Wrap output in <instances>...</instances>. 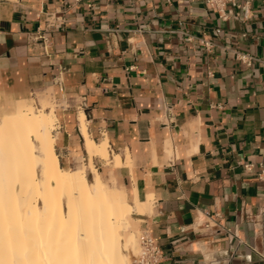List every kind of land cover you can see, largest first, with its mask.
Segmentation results:
<instances>
[{
    "label": "crops",
    "instance_id": "crops-1",
    "mask_svg": "<svg viewBox=\"0 0 264 264\" xmlns=\"http://www.w3.org/2000/svg\"><path fill=\"white\" fill-rule=\"evenodd\" d=\"M237 3L222 21L205 0H0V102L50 95L61 167L87 177L82 156L162 264H264V0Z\"/></svg>",
    "mask_w": 264,
    "mask_h": 264
},
{
    "label": "bare ground",
    "instance_id": "bare-ground-1",
    "mask_svg": "<svg viewBox=\"0 0 264 264\" xmlns=\"http://www.w3.org/2000/svg\"><path fill=\"white\" fill-rule=\"evenodd\" d=\"M42 107L36 113L16 112L0 118V225L19 219L23 200L28 202L24 223L27 220L32 228L25 230L32 232L29 238L12 229V234L0 230V264H32L31 256L36 264H130V257L139 252L130 230L134 206L107 202L98 178L89 182L83 172L61 167L53 137L57 119L54 111L45 112ZM80 124L91 158L108 160V144L92 140L84 114ZM10 170L19 176L17 181L15 175V181L7 176ZM10 184L11 193L3 195V186ZM13 210L18 211L16 219H12Z\"/></svg>",
    "mask_w": 264,
    "mask_h": 264
},
{
    "label": "rangeland",
    "instance_id": "rangeland-1",
    "mask_svg": "<svg viewBox=\"0 0 264 264\" xmlns=\"http://www.w3.org/2000/svg\"><path fill=\"white\" fill-rule=\"evenodd\" d=\"M42 100H44L45 102L43 103L42 102ZM44 104H46V105H44ZM40 105H43V107H46V106H48L49 107V109L50 108H53V110H55V103H54V101H53V99L51 98V96L50 95H39V96H34V97H31V98H29L28 100H25V101H22V102H17V103H14L13 105H11V106H6V105H4V104H2L1 102H0V118L2 119V117L5 115V114H10V113H12L15 109H17V110H24V111H26V112H30V113H36L38 110V108H40ZM45 112H48V111H45ZM19 113H21V114H23L22 112H19ZM0 122H1V120H0ZM56 128H57V126H55V129H54V131H53V136L56 134ZM56 137V139H57V135H55L54 136V138ZM57 144V143H56ZM107 166H110V165H112L111 164V162L110 161H106V160H102ZM87 168V169H86ZM36 170H37V172H38V175H39V177L41 178V173H42V169L40 168V166H39V164H37L36 165ZM72 170H74V171H76V170H87V179H88V181L89 182H92L93 180H94V176L91 174V172H90V170H89V168H88V165H87V163L86 162H84L83 161V157L81 156L79 159H78V163L76 164V166H75V168H73ZM98 170V169H97ZM5 171V170H4ZM11 171V170H10ZM8 172V173H6L7 174V176H9V178H13L14 177V175H15V177H14V179L16 180H18L19 179V176L18 175H16V174H14L12 171L11 172ZM69 171V170H68ZM98 172L100 173V170H98ZM13 173V174H12ZM100 175H101V177H102V179L106 182V184H107V186H109V187H114V186H117V183H116V181L113 179V177L110 175L109 177H106L104 174H101L100 173ZM14 179H12L13 181H15ZM16 180V181H17ZM5 187H7V188H5ZM9 187H11V184L10 185H5V186H3V190H1V192H3V195L5 194V196H6V193L5 192H7V194L9 195V193H11V190L9 191V189H11V188H9ZM2 189V188H1ZM18 189H19V187H18ZM4 190H6V191H4ZM4 196V197H5ZM67 199L65 198V199H63V209L64 210H66V204H67ZM21 201V200H20ZM25 203H28V202H26V201H21L19 204V215H20V217H19V219L17 218V221L16 220H11L10 221V224L8 223L9 221H7V223H6V225L4 224H2V225H0V230L1 231H3V233L4 232H6L5 234H7V233H10V234H12V232L13 231H15L14 233L15 234H21L22 233V236H24V237H28L29 238V236L28 235H32V234H30V233H32V232H29V234L27 233L26 234V232L27 231H30L29 229H32L30 226H31V223L29 224L28 223V221L27 220H25V223H24V219H26V218H24L26 215V213L25 212H27V205H25ZM23 204H24V206H23ZM42 203H40V205H41ZM40 207H42V205L40 206ZM26 210V211H25ZM133 210H134V207H133ZM23 212V213H22ZM12 213H13V215L12 214H10V215H12L13 217H15V218H13L12 217V219H16V217H18V211L16 212H14V210L12 211ZM21 213H22V215H21ZM16 214H17V216H16ZM21 216H23V218L21 217ZM20 220V221H19ZM15 221V222H14ZM12 222H14V223H16V224H12ZM22 222H23V224H22ZM19 223V224H18ZM27 224V226L25 227V225ZM12 225V226H11ZM16 225V226H15ZM20 225V226H19ZM23 225V226H22ZM45 225H47V224H45ZM44 225V227H46ZM3 226V227H2ZM8 226V227H7ZM5 227V228H4ZM7 227V228H6ZM10 227V228H9ZM11 227H14V228H11ZM22 227H23V229H22ZM17 228V229H16ZM3 229V230H2ZM5 229H7L6 231H5ZM11 229H12V232H11ZM20 229V230H19ZM27 229V231H25ZM17 230V231H16ZM24 230V231H23ZM130 230L135 234V237H136V241H137V244H138V246H139V241H140V237H141V233L139 232V230H138V227H137V224L134 222V221H132L131 222V228H130ZM19 231H21V232H19ZM14 233H13V235H14ZM24 234H26V235H24ZM133 252H134V250H133ZM132 255V253H130V256ZM31 258H34L35 259V257L33 256H31L30 257V260H31ZM131 259H130V264H131V262H132V256L130 257ZM31 260V262H32V264H36V263H34L35 262V260Z\"/></svg>",
    "mask_w": 264,
    "mask_h": 264
},
{
    "label": "built area",
    "instance_id": "built-area-1",
    "mask_svg": "<svg viewBox=\"0 0 264 264\" xmlns=\"http://www.w3.org/2000/svg\"><path fill=\"white\" fill-rule=\"evenodd\" d=\"M83 0H74L75 4H80ZM206 4L211 8L213 12L218 14L222 21H227L230 18L229 7H238L237 0H205ZM88 7H92L89 4ZM244 9H246L244 7ZM57 19L50 18L46 20V27L39 29V31L33 36V41L42 45V49L47 52L53 34V29L55 27ZM209 47V44L206 43ZM241 60L251 65L253 58L248 56H242ZM264 180V178H263ZM216 217H218L216 215ZM207 229L213 228L215 233H222L225 231V227L218 222V220H212L207 222L205 225ZM164 261V254L158 240L152 236V234L145 230L141 233L139 241V252L136 255H132L131 264H162Z\"/></svg>",
    "mask_w": 264,
    "mask_h": 264
},
{
    "label": "water",
    "instance_id": "water-1",
    "mask_svg": "<svg viewBox=\"0 0 264 264\" xmlns=\"http://www.w3.org/2000/svg\"><path fill=\"white\" fill-rule=\"evenodd\" d=\"M263 221H264V216H263ZM263 228H264V226H263ZM263 255H264V246H263Z\"/></svg>",
    "mask_w": 264,
    "mask_h": 264
}]
</instances>
